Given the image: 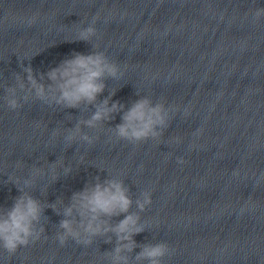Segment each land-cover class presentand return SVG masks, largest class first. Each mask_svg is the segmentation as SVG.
Returning a JSON list of instances; mask_svg holds the SVG:
<instances>
[{"label": "clouds", "instance_id": "1", "mask_svg": "<svg viewBox=\"0 0 264 264\" xmlns=\"http://www.w3.org/2000/svg\"><path fill=\"white\" fill-rule=\"evenodd\" d=\"M254 16H264V7H257ZM99 16L92 18L91 23L80 27L74 41H83L91 44L89 54L75 53L63 59L59 64L49 68L46 72H35L29 64L25 66L20 60L22 73L14 75V83L5 85L4 100L10 111L22 107L21 101H40L48 106H58L64 109H78L91 111L87 118L77 120L73 127L65 130L64 142L70 147L75 142L84 141L88 144L94 138L83 131V128L99 129L109 125L117 114L120 123L108 128L114 135L123 141L132 144L159 140L168 127L171 112L162 102L153 103L150 97L142 96L126 107L119 101H111L114 92L103 100L100 95L107 88L106 81L117 79L123 73L117 63L99 51V44H92L98 35L95 24ZM61 135L60 129L52 133L53 139ZM178 163H183L178 159ZM63 167L64 175H68L72 168L65 165L63 160L50 163ZM55 174L54 168H49ZM43 167H33L29 178L11 179L19 191L10 207L0 208V250L14 255L21 248L28 247L41 240L46 230L41 224L46 207L53 208L62 219L58 225L55 239L61 247L69 239L78 245L88 247L97 237L104 238V243H113L114 247L103 254L107 264H163V260L170 253L166 242L146 243L138 245L134 237L145 231L141 217L130 211L133 199L123 180L112 176L104 181L99 177L94 182L87 183L81 191L74 192L69 204L57 209L55 204H45L34 197L27 189L34 187L37 177L44 176ZM59 175H56V179ZM142 199L135 203L140 212L151 204V196L143 192ZM62 204V201H59ZM123 217L113 223V218ZM139 248L138 252L135 249ZM135 253V254H134ZM134 254V255H133Z\"/></svg>", "mask_w": 264, "mask_h": 264}]
</instances>
